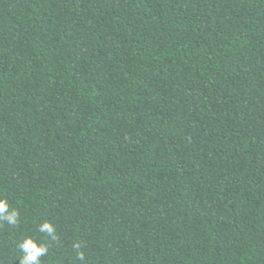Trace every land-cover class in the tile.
<instances>
[{"label":"trees","instance_id":"16d2710c","mask_svg":"<svg viewBox=\"0 0 264 264\" xmlns=\"http://www.w3.org/2000/svg\"><path fill=\"white\" fill-rule=\"evenodd\" d=\"M0 197V264H264V0H0Z\"/></svg>","mask_w":264,"mask_h":264},{"label":"clouds","instance_id":"9594fccd","mask_svg":"<svg viewBox=\"0 0 264 264\" xmlns=\"http://www.w3.org/2000/svg\"><path fill=\"white\" fill-rule=\"evenodd\" d=\"M0 221L10 225H18V211L13 208L6 198L0 197ZM38 231L45 234L51 240H57L58 236L55 227L49 221H44L39 224ZM73 247L77 249V258L84 264V254L79 251L80 244L74 243ZM18 248L22 255L19 258V264H41V257L48 254V247L44 242H41L32 237H25L19 244Z\"/></svg>","mask_w":264,"mask_h":264}]
</instances>
